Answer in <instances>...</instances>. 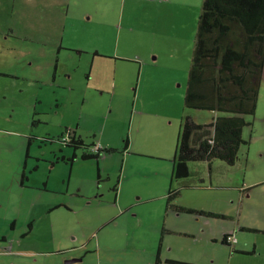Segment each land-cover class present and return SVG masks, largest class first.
<instances>
[{"label": "rangeland", "instance_id": "374dc122", "mask_svg": "<svg viewBox=\"0 0 264 264\" xmlns=\"http://www.w3.org/2000/svg\"><path fill=\"white\" fill-rule=\"evenodd\" d=\"M72 1L83 10L73 25L81 49L71 51L60 49L67 38L59 31H37L40 17L32 12L25 20L35 29H22L19 0H0V264H155L181 118H212L183 106L202 0ZM98 8L107 22L92 35ZM247 121L249 145L239 163L214 161L210 174L207 165L191 164L187 183L198 186L201 172L202 187L212 186L184 188L178 204L226 211L264 231V78ZM66 130L85 148L60 143ZM93 142L113 152L82 161ZM117 210L127 212L99 238L97 227ZM180 221L169 224L196 234L211 222L217 236L229 222L185 213ZM247 235L259 250L250 257L199 235L168 241L165 253L193 264H264V234ZM244 239L240 234L239 245Z\"/></svg>", "mask_w": 264, "mask_h": 264}, {"label": "trees", "instance_id": "16d2710c", "mask_svg": "<svg viewBox=\"0 0 264 264\" xmlns=\"http://www.w3.org/2000/svg\"><path fill=\"white\" fill-rule=\"evenodd\" d=\"M263 78L264 0H202L183 106L210 112L212 118L203 122L187 113L181 118L171 183L165 194L166 212H197L176 204L182 190L194 186L187 183L191 164L207 165L211 171L214 161L231 167L239 163L240 149L249 145L243 134L251 127L247 118L255 114ZM66 145L73 150L85 148L75 135ZM128 145L126 140L124 150ZM89 148L91 153L82 154V161L112 151L96 142ZM75 157L73 154L68 161ZM160 244L161 237L159 250Z\"/></svg>", "mask_w": 264, "mask_h": 264}, {"label": "crops", "instance_id": "0c3cea01", "mask_svg": "<svg viewBox=\"0 0 264 264\" xmlns=\"http://www.w3.org/2000/svg\"><path fill=\"white\" fill-rule=\"evenodd\" d=\"M19 1L21 2L22 6L25 7V9H26L25 12H22L23 23H21V24L19 23L21 25L22 29H24V30L27 29L29 31H32V30L35 29V25L34 24L36 22L34 24H32V25L27 27V25H26L27 22L25 20L26 12L27 13L32 12L33 14H35V15L40 17L38 19V22H41V23H40L39 28H38L37 31H41L42 32V31L51 30V32H53V33H56V32L59 31L60 34H63L67 38L65 41H62V45H61L60 49H65V50H69L70 49L71 51L72 50H76V49H81L80 46H79V43H80L79 40L80 39L76 35L77 27L76 26L73 27V25H79L80 22H81V14H82V10H83L82 1H72V0H19ZM23 2L25 3V5H24ZM56 2L59 5H57ZM22 6L20 7V9H22ZM13 8L14 7H12V9H10L11 10L10 11V15L11 14L14 15L16 13V10H14ZM61 8L63 9V13H64V14H62V17L55 16V9L60 11ZM111 8H113V10H110ZM106 9L108 10L107 12H109L111 15H113V14L115 15V13L113 12V11H115V9H114L113 6L106 7ZM101 12H102V10L99 9V8L93 10V12H92V14L94 16H96V19L98 20V21H95V23L93 25H91L94 28V32L91 33L92 35L95 34L96 32H98L100 27H103V26L105 27L106 26V25H103V24H105L107 22V19L104 20L102 18V16L100 15ZM45 17H48L47 21H49V22L45 21ZM57 18H59L60 21H57ZM68 19L70 20V22H72L70 27H66L64 25L65 24L64 20H68ZM8 29L12 33L15 31L14 29H12V27H10ZM72 38H75L74 42H71ZM71 44L73 46H71ZM192 116L197 117L198 115L195 114V115H192ZM248 118H247V120H248ZM96 144H97V142H96ZM91 149L92 148H90V151H88L87 153H91ZM193 166H195V165H193ZM210 172L211 171H209V174H210ZM198 173H200V175L197 176V178H196L197 181H199L201 179V181L203 182V178H204L203 175L204 174H202L201 172H198ZM169 187H170V184H169ZM193 187L191 189H193ZM166 190H168V189H166ZM116 197H117V194H116ZM115 201H116L115 204L116 205L118 204L117 205V209L123 210L124 207L121 206V203H119V201H117V200H115ZM177 203H179L178 200H177ZM126 212L125 211L122 212V211L117 210L116 214H113V213L111 215L107 214L106 219H104L101 222L100 226L97 227V233L99 235V238L102 237V239H105V236L107 235L106 234V230H108L107 227L109 225L110 226H114V227L117 226L118 223H119V220H120V218L122 216V213L124 214ZM219 213H222V214H225V215H231V213L226 212V211L225 212H219ZM170 214H172V213H169V212L167 213L166 220L164 221V226L166 227V229H168V233L166 234L168 236H166V235L163 236L162 248H161V251H160V258L162 260L168 259V260L186 262L187 260H185L183 258L178 259L176 257L171 256L172 253L170 255L168 253H165L167 251V248H168V241L173 243V241H175L174 239H177V237H181L182 235H184V233H186L188 235L187 238L192 239L191 237H193V235H195V233L194 232H189V231H192V230H187L188 232H184V230L182 228L180 229L179 226L173 225V224H169L170 221H175V220L180 221V215H173L172 214L173 216H171ZM180 222H182V221H180ZM251 228H257V227L251 226ZM199 229L200 228L197 227L194 231L195 232H199V234L202 236L201 238H204V240L207 239V241L209 242V245H211V244L215 245L216 244V241H217L219 236H217L218 234L215 231L214 223H205L204 229L203 230H199ZM103 230H105L104 234H103ZM228 230L230 231L232 229L228 225H225L223 231H228ZM222 233H224V232H221V234ZM108 234H110V233H108ZM189 235H191V237ZM205 235H207V236H205ZM1 241H2V239H1ZM3 241L6 242L5 239H3ZM87 243H88V239L86 240L85 246L87 245ZM157 245H158V243H157ZM257 245H258V243H257ZM256 249H258V246L256 247ZM209 251H211V250H209ZM90 252H92V251H90ZM25 253L27 254L28 252H25ZM75 261H80V260L76 259V260H73L72 262H75ZM110 264H113V263H110Z\"/></svg>", "mask_w": 264, "mask_h": 264}, {"label": "flooded vegetation", "instance_id": "af4514ba", "mask_svg": "<svg viewBox=\"0 0 264 264\" xmlns=\"http://www.w3.org/2000/svg\"><path fill=\"white\" fill-rule=\"evenodd\" d=\"M72 136H73V133H70L68 130H66L65 131V136L64 135L60 136V138H61L60 139V143L63 142L62 144L67 146L66 143H67V141H69V139H71ZM88 151L89 150H86L85 153H82V154H86ZM75 159H76V157H75ZM72 162H69V163L72 164ZM202 185H200V184H198V186L194 185L193 188L200 187L201 189H203V188H209L210 186H212V185H209L207 187H202ZM243 191L246 193L247 190H243ZM238 193H239V190H237V194ZM244 195H242V196H244ZM245 197H247V196L245 195ZM242 203H244V202L235 203L234 206L239 207ZM176 204L179 206V204L177 202H176ZM192 210H195L197 212L189 213L190 215H199V217H206L209 220H211V219H214V220H226V221L230 222V223L227 222L225 225H228L232 230L223 231V229H224L223 228L221 231L224 232V233H222L221 236H219L217 241H216V244L220 242V244L222 246H225L226 249H228L230 255H238V256H243V257H247V256L250 257L253 254H257L259 252L258 249H256V247L258 246L257 243H253V248L251 247V244L249 243V239L250 238L247 237L248 236L247 234H250V233H253V232L254 233L257 232V233H263L264 234V231L259 230V228H251V225H249V227H248V225H245L244 223H241L239 221V219H236L232 215H230V216L229 215H225V214H222V213H219V212H215L214 210H209V209H202L201 211L197 210V209H192ZM168 212L172 213V214H175V215H180V214L184 213V212L176 213V212H172L170 210L166 212L164 210V215L166 216ZM209 223H211V222H209ZM163 227H164V230H162V232H161L162 236H160L161 237L160 250H159V240H160V238H158V247H157V251H155V261H154L155 264H193V263H190V262L174 261V260H168V259L162 260L160 258V251H161V248H162V239H163V236H165L168 233V229H166V227L164 225H163ZM203 229H204V227H202L200 230H203ZM235 231H236L237 239L235 237ZM240 234H243L245 236V239L243 240V244L242 245H239V244L242 243V242H239V235ZM184 235L188 236L187 234H184ZM197 235L201 236L199 234V232H197L195 235H193V237H196ZM189 236L191 237V235H189ZM23 237L24 236H22V238ZM1 239H2V241H3V239L6 240L5 236H3ZM235 243H236V245H235ZM83 247H85L84 244H83ZM157 256H158V258L156 259ZM78 260L81 261L82 259H78ZM156 261H158V262H156ZM171 261L174 262V263H170Z\"/></svg>", "mask_w": 264, "mask_h": 264}]
</instances>
